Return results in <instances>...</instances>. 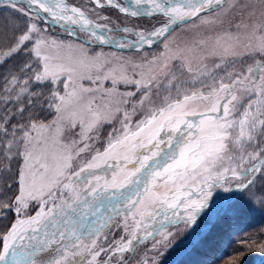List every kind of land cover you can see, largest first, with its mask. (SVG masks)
I'll return each mask as SVG.
<instances>
[{"label": "snow or ice", "instance_id": "obj_1", "mask_svg": "<svg viewBox=\"0 0 264 264\" xmlns=\"http://www.w3.org/2000/svg\"><path fill=\"white\" fill-rule=\"evenodd\" d=\"M252 211L264 0H0V264H166Z\"/></svg>", "mask_w": 264, "mask_h": 264}, {"label": "trees", "instance_id": "obj_2", "mask_svg": "<svg viewBox=\"0 0 264 264\" xmlns=\"http://www.w3.org/2000/svg\"><path fill=\"white\" fill-rule=\"evenodd\" d=\"M264 212L252 211L236 219L218 224L203 240L198 248L189 252L175 264H226L236 253H244L241 264H253V252L246 251L241 241L264 242V234L253 232L263 224ZM259 220V221H257ZM241 225L242 227H238ZM257 233V234H254Z\"/></svg>", "mask_w": 264, "mask_h": 264}, {"label": "rangeland", "instance_id": "obj_3", "mask_svg": "<svg viewBox=\"0 0 264 264\" xmlns=\"http://www.w3.org/2000/svg\"><path fill=\"white\" fill-rule=\"evenodd\" d=\"M70 3L75 4L77 6H88V0H69ZM108 14L111 15V18L113 21H117V22H123L126 23L130 26H135V25H140V26H144L147 27L150 23H154L155 21H152L151 18H145L143 20H135L132 18H126L123 16H120L118 13L114 12L113 10H106ZM197 30L195 28L189 27L187 29L185 28H179L174 32V38L177 40V42H184V41H188L191 40L195 35H196ZM54 34L56 35H63L62 32H60L59 30H56L54 32ZM117 35H119L117 33ZM67 38V37H65ZM105 50L107 51L108 49L105 48ZM209 65H211V61H209ZM259 221V220H257ZM263 224L260 225L259 227H257V229H255L253 232H261L262 234H264V219H262ZM238 227H242L241 225H238ZM257 234V233H254ZM189 253H185L182 255H177L176 253H172L171 255H168L166 258V264H175L177 260L181 259V258H185ZM253 264H264V254H260L257 252H253Z\"/></svg>", "mask_w": 264, "mask_h": 264}, {"label": "bare ground", "instance_id": "obj_4", "mask_svg": "<svg viewBox=\"0 0 264 264\" xmlns=\"http://www.w3.org/2000/svg\"><path fill=\"white\" fill-rule=\"evenodd\" d=\"M143 19H145L144 17L143 18H141V19H139V20H143ZM136 20V19H135ZM138 21V20H137Z\"/></svg>", "mask_w": 264, "mask_h": 264}]
</instances>
